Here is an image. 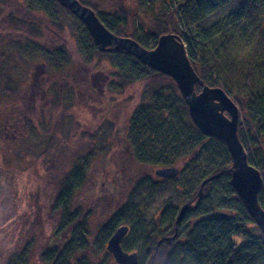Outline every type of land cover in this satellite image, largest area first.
Segmentation results:
<instances>
[{
  "label": "trees",
  "instance_id": "1",
  "mask_svg": "<svg viewBox=\"0 0 264 264\" xmlns=\"http://www.w3.org/2000/svg\"><path fill=\"white\" fill-rule=\"evenodd\" d=\"M22 1L27 5V10L44 14L57 32L69 30L76 37V47L78 54L83 57L81 60L84 65L96 58L98 62L107 60L110 63L113 70L112 78H109L111 101L114 102V96L121 95L126 88L135 86L131 102L134 107L121 134L127 144V157L131 161L139 165H159L160 168L179 165L183 171L184 164L181 161L186 158L194 160L195 152L206 155L195 184L188 191L187 187L184 188V203L191 202L185 216V219L192 221L190 229L183 233L179 231L177 238H183V241L178 245H168L163 240L157 245L156 233H148L143 245L134 249L146 256L144 264H264V236L230 186L231 160L227 147L222 141L203 135L193 125L174 81L143 65L126 52H99L83 23L56 0ZM78 1L91 9L110 33L130 38L145 49L154 48L158 37L166 34L175 35L185 43V27L196 25L193 43L197 54L195 51L187 53L200 79V83L194 86L195 92H200L202 86L220 87L233 100L240 116L237 136L245 149L247 162L264 178V0H135L138 7L145 11H139L144 17L139 19L138 31L130 32V16L126 10L115 7L113 12H108L96 4ZM226 8L228 11L225 16L211 21L212 17ZM5 18L3 20H14L12 24L16 22L28 29L33 36L39 34L38 28H34L36 23L21 21L12 15ZM138 32L151 46H147ZM241 44L248 49L245 63L233 69L225 55ZM9 47L12 53L9 51L2 54L3 64L0 62V101L4 103L23 99L20 92L26 91L23 84H26L27 68L34 58L38 57L37 61L46 66L47 75L53 79L65 64L70 63L63 48L50 51L39 46L33 39L23 38V44L14 42ZM194 54L199 56L197 62ZM9 57H14L17 65L13 70L25 67L21 76H15L17 74L6 64ZM16 58L24 64H19ZM42 80H45L44 75ZM60 99V95L55 93L52 105L60 104ZM72 114L79 122L83 120L82 114L77 111ZM27 123L28 130L32 132V125ZM55 129L56 132L60 130ZM53 143L48 134L44 135L43 141L37 142L38 145L48 146L49 150ZM31 145L19 151L18 156L23 159L33 156L31 167L28 168L36 169L34 171L39 176L45 175L47 165L46 162L41 163L43 160L40 158L48 151L35 152V146ZM83 157L80 156L81 160ZM74 158L77 160V157ZM86 165L75 166L70 177L63 172L64 176L50 181L48 188L51 189L48 190L47 198L39 201L38 204L42 202L39 208L35 204L34 209L40 218L42 205L50 204L51 210L47 214L56 215V224L49 229L46 223L41 224L38 232L34 233L41 245L35 250H29L24 244L17 253H12L13 260L8 264H80L79 256L87 250L83 234L85 227L79 219L78 210L74 211L72 205L75 191L81 188L85 180ZM1 168L9 170L4 166ZM210 178L201 188L202 197L197 202L195 196L201 183ZM212 192H215V196L211 195ZM205 199L208 207L198 211ZM227 200L234 203L227 207L234 212L233 215L218 211ZM258 203L264 210V184L258 193ZM219 213H225L226 216L220 217ZM119 214L112 216L113 224L104 232L105 241L102 246L119 225L132 226L130 218L121 221ZM174 214L167 224L170 233L173 230ZM167 231L164 228L161 233L158 232L159 236ZM123 248L129 250L125 243Z\"/></svg>",
  "mask_w": 264,
  "mask_h": 264
},
{
  "label": "rangeland",
  "instance_id": "2",
  "mask_svg": "<svg viewBox=\"0 0 264 264\" xmlns=\"http://www.w3.org/2000/svg\"><path fill=\"white\" fill-rule=\"evenodd\" d=\"M80 1L96 4L108 12H113L115 7L126 10L131 23L128 32L138 31L139 19L144 17L139 11L142 13L145 10L138 7L135 0ZM26 8L22 0H0V62L3 64L2 54L9 51L12 53L10 43L23 44V38H26L36 40L39 46L50 51L63 48L70 63L65 64L53 79L47 75L46 66L37 61L38 57L34 58L36 61L33 60L31 66H28L26 84H23L26 91L20 92L23 99L11 103L0 101V264L10 263L13 260L12 253H17L24 244L29 250H35L41 245L34 233L38 232L43 223H46L48 229L54 226L57 217L55 214H47L51 206H44V203L39 218L34 205L37 204L39 208L42 203L38 204L39 201L47 198L48 190L51 189L48 185L53 178L55 181L63 172L70 177L75 166L84 167L86 162L85 180L81 188L75 191L72 205L74 211L78 210L79 219L85 227L83 234L87 242V250L79 256V263L114 264L105 250V242L102 246L105 241L104 232L113 224L112 216L120 213L121 221L130 218L132 226L125 241L129 250L139 249L151 231L156 233L158 239L159 233L167 227L175 211L185 202L184 188L187 187L188 191L193 187L206 155L195 152L194 160L186 158L181 161L184 164L183 171L182 166L178 165L179 176L168 181L155 176L154 172L160 169L159 165H139L131 161L127 157V144L121 134L134 107L131 102L135 86L126 88L121 95L114 96V102L111 101L109 87L113 70L110 63L107 60L98 62L96 58L84 65L81 60L83 57L78 54L76 37L69 30L57 32L44 14ZM227 11L228 8L219 12L211 21L222 18ZM10 15L21 21L36 23L34 28H38L35 31L39 34L33 36L23 26L16 22L12 24L14 20H3V17L8 19ZM196 27L188 25L184 29L187 53L195 51L193 39ZM140 35L147 46H151ZM233 51L225 57L229 66L236 69L245 63V56L237 58ZM195 56L197 62L199 56ZM16 61L24 64L17 58ZM6 64L12 70L14 66L17 67L14 57H9ZM23 70L25 67L16 68L12 72L17 74L15 76H21ZM43 75L45 80H42ZM13 83L16 85V80ZM55 93L60 95L61 101L54 106L52 100ZM73 111L82 114L83 120H76ZM24 118L32 125V132L28 130V123L23 122ZM55 128L60 130L56 132ZM45 134L54 141L50 150L44 144H37L44 140ZM31 144L35 146V152L48 151L40 158L43 160L41 163L46 162L47 165L45 175L39 176L34 171L36 169L28 168L31 167L33 156L24 159L18 156L19 151ZM80 156H84L83 160ZM214 194L211 193L212 196ZM233 204L227 200L218 211L233 215L234 212L227 208ZM207 207L205 199L198 211ZM182 241L183 238L175 245ZM145 261L146 256L139 255L138 263L144 264Z\"/></svg>",
  "mask_w": 264,
  "mask_h": 264
},
{
  "label": "water",
  "instance_id": "3",
  "mask_svg": "<svg viewBox=\"0 0 264 264\" xmlns=\"http://www.w3.org/2000/svg\"><path fill=\"white\" fill-rule=\"evenodd\" d=\"M63 8L68 9L85 26L93 44L99 52L123 51L134 57L143 65L171 78L187 106V112L193 125L205 136L222 141L228 150L230 168V186L244 203L245 210L252 217L255 225L264 236V210L258 203V193L264 184L261 173L247 162L246 152L238 139L237 129L239 110L233 100L220 87L202 86L195 92V84L200 79L193 70L186 55L184 44L175 35L158 37L152 49H145L127 37H118L110 33L98 20L94 12L81 5L78 0H56ZM160 179H173L178 176L177 168H160L154 172ZM210 179L201 183L195 200L202 197V187ZM190 203L179 209L175 225L187 212ZM225 217V213H219ZM128 232L126 226L117 228L105 244L115 264H138L136 252H123L121 242ZM174 240V236L168 242Z\"/></svg>",
  "mask_w": 264,
  "mask_h": 264
},
{
  "label": "flooded vegetation",
  "instance_id": "4",
  "mask_svg": "<svg viewBox=\"0 0 264 264\" xmlns=\"http://www.w3.org/2000/svg\"><path fill=\"white\" fill-rule=\"evenodd\" d=\"M199 93V92H198ZM172 168H177L178 167V165H175V166H171ZM170 167V168H171ZM178 169V168H177ZM179 170V169H178ZM179 174H180V170H179ZM179 174H178V176H179ZM177 176V177H178ZM177 177H175V178H173V179H176ZM160 179V178H159ZM173 179H161V180H163V181H168V180H173ZM198 202V201H197ZM187 203H190V205H191V202H186V203H183L182 205H184V204H187ZM181 208V207H180ZM190 208V207H189ZM189 210V209H188ZM187 210V211H188ZM178 212H179V210H177V211H175V214H174V219H173V230H172V233H170L169 231H167L168 230V227H166L165 228V231H167V232H165V234L164 235H161V236H159V238H158V243H157V245L159 244V242L160 241H164V242H166L168 245H175V243H177L178 242V240H180L181 238H177V236H178V233H179V231H182L181 233H183V231L184 230H186V229H188V228H190V226L192 225V221L190 220V219H185V216H186V213L184 214V216L181 218V220L179 221V223L177 224V225H175V219H176V217H177V215H178ZM172 220V219H171ZM186 225V226H185ZM120 226H126L127 228H128V232H127V234H126V236L124 237V239L122 240V242H121V248H122V250H123V252H125V253H128V254H131V253H133V252H136L137 253V255H138V262H139V255H141L140 254V252H138V251H136V250H124V248H123V244L125 243V241H126V238L128 237V234L130 233V230H131V226L129 225V224H122V225H119L118 226V228L120 227ZM117 229V228H116ZM115 229V230H116ZM172 236H174V240L173 241H171V242H168V239L169 238H171ZM110 255V254H109ZM110 257H111V255H110ZM112 258V257H111ZM112 261H113V259H112ZM114 262V261H113ZM115 264V263H114Z\"/></svg>",
  "mask_w": 264,
  "mask_h": 264
},
{
  "label": "clouds",
  "instance_id": "5",
  "mask_svg": "<svg viewBox=\"0 0 264 264\" xmlns=\"http://www.w3.org/2000/svg\"><path fill=\"white\" fill-rule=\"evenodd\" d=\"M247 51L248 49L243 44H241L236 49H234L233 55L237 58H243L247 54Z\"/></svg>",
  "mask_w": 264,
  "mask_h": 264
},
{
  "label": "built area",
  "instance_id": "6",
  "mask_svg": "<svg viewBox=\"0 0 264 264\" xmlns=\"http://www.w3.org/2000/svg\"><path fill=\"white\" fill-rule=\"evenodd\" d=\"M198 61V60H197Z\"/></svg>",
  "mask_w": 264,
  "mask_h": 264
}]
</instances>
